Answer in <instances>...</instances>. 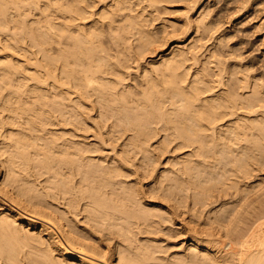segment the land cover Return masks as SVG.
Here are the masks:
<instances>
[{
  "label": "bare ground",
  "instance_id": "1",
  "mask_svg": "<svg viewBox=\"0 0 264 264\" xmlns=\"http://www.w3.org/2000/svg\"><path fill=\"white\" fill-rule=\"evenodd\" d=\"M220 2L0 0V264H264V59L230 23L264 0Z\"/></svg>",
  "mask_w": 264,
  "mask_h": 264
},
{
  "label": "rangeland",
  "instance_id": "2",
  "mask_svg": "<svg viewBox=\"0 0 264 264\" xmlns=\"http://www.w3.org/2000/svg\"><path fill=\"white\" fill-rule=\"evenodd\" d=\"M222 2H223V0H221L220 3H222ZM229 5H230V4H229ZM231 6H232V5H231ZM229 7H230V6H229ZM226 8H228V7L226 6ZM229 11H230V10H229ZM243 11H245V10H241L240 13L235 12V13H237V14L234 16V18H233L232 15H234L235 13H231V14H230L231 16L229 15L230 18H231V22H230L231 25H233V24H237V22H238V24L240 23L239 26H238V25H235V27H234L235 30L233 29V30H234L233 32H235L236 34L234 33V34H235V38H234V36H233V38H232L233 41L231 40V42L233 43V42H236V40H237V41H238V40H239V41H240V40H244V48H243V49H244V50H246V49H247V50H248V49L250 50V48L248 47V45H249V46L251 47V52L254 50L252 53L250 52V54H248V55H254L256 58L259 57V58L262 60V59H264V57H262V56H264V53H262V52H264V46H261V45H264V39H262V42H261L260 39H261V38H264V37L261 36L262 34H264V29H260V28H259L260 31H259V33H258V30H257L258 27L256 28L255 25H256V24H257V25L259 24V26H260L262 23H264V17H262V16H264V11H260V12H262V13H261L260 15L258 14V16L254 14V15L256 16L257 19L255 18V16L252 17L253 15H251V16L249 15L251 19H252V18L254 19V20H253V19L251 20V19L249 18V20H251L250 22H249V20H248L249 23L247 22L246 19L243 20V18L246 17V14H248V13H245V15H244V12H243ZM238 12H239V11H238ZM242 14H243V15H242ZM236 16H237V17H236ZM242 16H243V17H242ZM260 16H261V17H260ZM239 18H241V19L239 20ZM261 18H262V23H261L260 21H258V20H261ZM236 20H237V21H236ZM241 20H242V21H245V22L248 23V25L245 23V24H246V27H247L246 29H245V27H244L245 24L243 25L244 22H243V23L240 22ZM234 21H236V22H234ZM254 21H255V25H254V27H255L257 33L255 32L254 27L252 28V25H253ZM257 22H259V23H257ZM241 23H242V24H241ZM250 23H252V25H251ZM249 24H250V25H249ZM236 26L238 27V28H237L238 31L236 30ZM240 26H242V31L245 32V30L247 31V29H250V30H248V32L253 30V31L255 32V34H254L253 31H252L253 33L249 32L248 35H246L247 32H245L246 34H245V33L242 34L243 32H242V33H241V32H240V33H237V32H239V28H240V30H241V27H240ZM248 26H249V28H248ZM231 27H232V26H231ZM261 28H264V25H262ZM228 29H230V27H229ZM244 29H245V30H244ZM261 31H262V33H261ZM231 32H232V29H231ZM250 33H251V34H250ZM232 34H233V33H232ZM252 34H253V36H251ZM257 34H258V35H257ZM238 35H239L242 39H240V37H238ZM254 35H255V36H254ZM242 36H243V37H244V36H247L248 39H247V37H246V38L244 37V38L246 39V40H245ZM237 37H238L239 39H237ZM257 37H258L259 39H258ZM251 38H252V40H251ZM253 39H254V41L256 42L255 44H254ZM258 40H260V41H258ZM247 41H248V42L250 41V42L248 43ZM257 42H258V43H257ZM260 42L262 43L261 45H259ZM247 43H248V44H247ZM250 43H251V44H250ZM246 44H247V46H246ZM257 45H258V46H257ZM256 46L259 47V48H262V49H258V51H256V50H257V47H256ZM252 47H253V48H252ZM255 49H256V50H255ZM249 50H248V51H249ZM255 51H256V52H255ZM260 51H262V52H260ZM246 53H248V52H246ZM246 53H245V54H246ZM254 53H255V54H254ZM258 53H259V54H258ZM260 53H261V54H260ZM259 55H260L261 57H260ZM257 59H258V58H257ZM261 62H262V61H261ZM1 191H2V190L0 189V198H1L2 202L5 203V204L8 203V205L11 204L10 206H13V204H15V203L13 202V200H12L11 198L9 199V197L7 198L5 193H4L5 195H3V193H1ZM2 192H3V191H2ZM10 200H12L13 204L10 203ZM15 205H16V204H15ZM16 206H17V205H16ZM13 207H14V206H13ZM17 207H18V206H17ZM19 209H21V208H19ZM0 210H1V208H0ZM22 210H23V209H21L20 211H21V212H24V210H23V211H22ZM26 212H27V211H26ZM25 215H26V213H25ZM27 215H28V214H27ZM28 216H29V215H28ZM35 219L37 220V218H35ZM38 221H41V220L38 219Z\"/></svg>",
  "mask_w": 264,
  "mask_h": 264
}]
</instances>
